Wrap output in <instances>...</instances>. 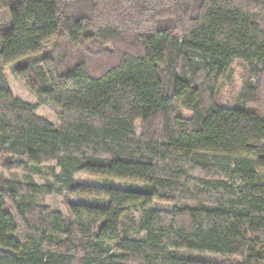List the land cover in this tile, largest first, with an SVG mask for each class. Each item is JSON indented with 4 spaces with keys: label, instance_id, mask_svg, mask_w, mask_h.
Segmentation results:
<instances>
[{
    "label": "trees",
    "instance_id": "obj_1",
    "mask_svg": "<svg viewBox=\"0 0 264 264\" xmlns=\"http://www.w3.org/2000/svg\"><path fill=\"white\" fill-rule=\"evenodd\" d=\"M0 264H264V0H0Z\"/></svg>",
    "mask_w": 264,
    "mask_h": 264
},
{
    "label": "rangeland",
    "instance_id": "obj_2",
    "mask_svg": "<svg viewBox=\"0 0 264 264\" xmlns=\"http://www.w3.org/2000/svg\"><path fill=\"white\" fill-rule=\"evenodd\" d=\"M245 74H246V70H245L244 62L241 60L235 61V63L233 64L232 76L229 79H227L225 82H223L220 87L219 93L223 101H229L230 99H232L234 95L242 88L243 83H244ZM6 75H7L10 88L16 96L28 102L38 103L39 108L37 110V113L41 116L46 117L47 119L55 123V125L57 126L60 125L61 118H60V114L56 111V109H54V107L48 103L40 102V100L38 99L36 95H34L28 89H26L14 75V72L11 66H8L6 68ZM44 171L48 172L49 170L44 168ZM57 172H60V168H57ZM75 177L76 179L86 184H89V185H95V186L104 185L103 181L100 178L96 176L88 175L83 172L76 173ZM34 178L36 182L38 183H44L47 181L46 177H42L39 175H35ZM49 178L50 180H53L52 177H49ZM116 187L127 188V185L118 182L116 184ZM65 196H66V193H63L62 195L54 194L50 196H41L40 201L44 204L51 206L53 209L66 212V206L64 203ZM155 206L163 207L160 204H155ZM133 215L136 218L135 223L138 222L140 214L138 212H135ZM180 256L191 257V258L201 259V260L215 261L218 263L224 260L218 255H210V254H202V253L200 254V253H193V252H187V251L181 252Z\"/></svg>",
    "mask_w": 264,
    "mask_h": 264
}]
</instances>
